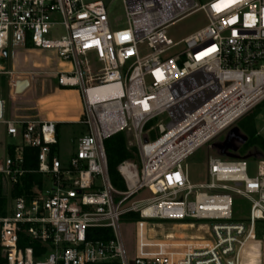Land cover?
Returning <instances> with one entry per match:
<instances>
[{
	"label": "built area",
	"instance_id": "2783aa9c",
	"mask_svg": "<svg viewBox=\"0 0 264 264\" xmlns=\"http://www.w3.org/2000/svg\"><path fill=\"white\" fill-rule=\"evenodd\" d=\"M122 2L127 25L117 29L102 1L0 0V125L14 146L0 159V188L10 195L28 172L26 148L39 150L35 172L46 178L33 199H10L0 216V264H263L253 248L264 222V161L251 178L247 160L209 157L200 185L184 162L264 103V0ZM199 11L207 27L177 44L167 39ZM56 27L64 33L51 39ZM9 50L54 53L58 86L80 94L76 123L85 133L67 164L54 153L57 121L6 116ZM162 117L166 127L153 125ZM121 133L134 139L140 164L119 165L124 191L111 184L104 146ZM235 196L251 206L245 221L233 219ZM131 214L140 220L125 222L136 235L129 260L120 224ZM105 230L112 238L96 239Z\"/></svg>",
	"mask_w": 264,
	"mask_h": 264
},
{
	"label": "rangeland",
	"instance_id": "374dc122",
	"mask_svg": "<svg viewBox=\"0 0 264 264\" xmlns=\"http://www.w3.org/2000/svg\"><path fill=\"white\" fill-rule=\"evenodd\" d=\"M102 1L110 5L111 22L117 25V29H123L127 25V19L123 10L122 0H85L86 3ZM199 6L206 5L214 0H194ZM56 21H60L59 18ZM208 22L202 11L196 12L177 24L170 27L166 32L168 40L174 44L184 41L207 27ZM64 30L56 27L51 32V39L63 35ZM183 49V46L174 52ZM6 69L15 72L17 76L29 77L30 87L23 95H16L15 78L10 86L9 77L2 78V92L6 104V116H21L27 119H34L52 116L59 123V157L67 164L70 158L76 153L77 140L85 133L83 125L75 123L83 114V102L80 94L74 89H63L57 84L54 75L60 69V61L52 52H24L13 53L8 51V58L4 60ZM44 72L43 75H32V72ZM15 95L16 100H12ZM251 115V113L249 114ZM53 119V120H54ZM168 117L158 119L153 125L162 122L163 126L168 125ZM257 135L264 139V103L260 106V114L255 120ZM129 147H134L135 142L132 136H127ZM12 142L6 135L5 127L0 125V159L6 156V147ZM249 137L235 124L231 129L221 134L212 144L211 149L207 146L199 148L185 162L188 169L189 181L193 185L204 184L207 181V160L209 157H222L228 160H247L248 174L251 178L258 175V161H264V154L257 146L246 145ZM139 164V161H131ZM148 192H143L139 198H149ZM135 198V199H138ZM250 204L245 199L235 196L233 201V219L235 222L245 221L249 217ZM165 229L169 225H163ZM122 238L129 260L134 258L136 248V235L133 226L126 224L123 220L120 224ZM256 235L258 243L254 246L253 252L260 255L264 264V222H257Z\"/></svg>",
	"mask_w": 264,
	"mask_h": 264
},
{
	"label": "trees",
	"instance_id": "16d2710c",
	"mask_svg": "<svg viewBox=\"0 0 264 264\" xmlns=\"http://www.w3.org/2000/svg\"><path fill=\"white\" fill-rule=\"evenodd\" d=\"M262 104L260 106H262ZM260 106H258L251 113V115L248 114L237 124L238 127L249 137V143L246 145V147L252 145L257 146L260 151L264 154V139L260 138L257 135L255 127V120L260 114ZM104 146L107 155L108 171L111 184L115 189L119 191H124L126 187L124 181L122 180L118 172V167L126 161H139L138 150L137 148L129 147L127 135L124 133L118 134L108 139L104 143ZM58 152L59 146L54 148V153ZM38 154V149L26 148L24 150V169L28 172L23 177H21L18 182L13 186L10 195H8V193H6L2 188H0V216H5L7 214V207L10 202V199L25 198L30 201L31 199H33L35 195L34 191L36 189L42 190L44 188L46 178L35 172L38 169ZM6 155H9L11 157L14 156V146L11 144V142L6 147ZM139 220V216L135 214L128 215L123 219V221L127 223L137 222ZM94 233L98 236V238L96 239L112 238V233L110 230ZM20 245L23 247L25 246V244L23 245V243H21ZM26 246L30 245L27 244Z\"/></svg>",
	"mask_w": 264,
	"mask_h": 264
},
{
	"label": "water",
	"instance_id": "95a60500",
	"mask_svg": "<svg viewBox=\"0 0 264 264\" xmlns=\"http://www.w3.org/2000/svg\"><path fill=\"white\" fill-rule=\"evenodd\" d=\"M29 87H30L29 77H26V76H17L15 78V89H14V93L16 95H23L27 91V89Z\"/></svg>",
	"mask_w": 264,
	"mask_h": 264
},
{
	"label": "crops",
	"instance_id": "0c3cea01",
	"mask_svg": "<svg viewBox=\"0 0 264 264\" xmlns=\"http://www.w3.org/2000/svg\"><path fill=\"white\" fill-rule=\"evenodd\" d=\"M76 92V91H75ZM9 119H13V120H47V119H54V118H52V116H44V117H40V118H34V119H27V118H23V117H21V116H16V117H9ZM54 120H56V119H54ZM79 119H77L76 121H75V123L78 121Z\"/></svg>",
	"mask_w": 264,
	"mask_h": 264
}]
</instances>
